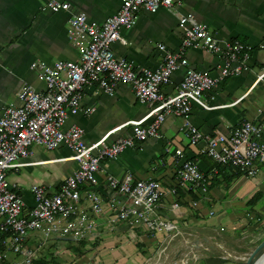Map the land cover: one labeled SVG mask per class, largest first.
Listing matches in <instances>:
<instances>
[{
	"label": "crops",
	"instance_id": "crops-1",
	"mask_svg": "<svg viewBox=\"0 0 264 264\" xmlns=\"http://www.w3.org/2000/svg\"><path fill=\"white\" fill-rule=\"evenodd\" d=\"M46 1L0 0V112L7 103H19L15 91L22 81L37 90L44 89L43 80L29 67L32 61H79L76 46L66 36L67 20L72 13L83 10L88 19L100 23L120 4V0H63L69 3L67 10H51ZM187 11L206 24L220 42L237 39L248 46L246 69L225 76L204 91L209 107L191 104L190 121L203 132H225L241 120L254 119L262 124L264 141L263 80L250 86L254 76L264 69V0H173L171 6L152 12L141 8L134 23L121 28L123 40L113 41L110 49L114 56L129 59L135 72L153 67L162 61L160 43L172 51L179 48L177 17ZM182 55L189 67L207 70L212 75L219 71V53L197 44L186 47ZM183 72L184 67L175 69L160 91L175 92ZM88 107L93 108L88 112ZM147 110L148 104L136 99L128 83H116L110 94L96 84H88L82 89L78 110L66 116L62 127L80 126L83 140L90 142L128 119L141 117ZM181 122V116L168 113L157 135L126 147L116 158L101 160L94 186L101 196L103 210L93 215L95 230L77 239L58 231L46 236L30 232L24 247L30 251L31 263L240 264L264 237V161L258 163V172L252 176L230 165H216L202 151L203 141L187 142L179 129ZM128 129L129 125L116 128L108 138L123 135ZM176 147L196 161L205 189L196 194L176 186L174 194L162 196L153 214L169 222L170 227L156 232L154 237L143 227L108 223V200L112 197L122 201L125 197L109 189L104 177L130 172L133 178L152 177L167 187L175 182L177 163L172 154ZM28 150L22 161L29 163L7 171L8 182L27 208L34 203L31 183L43 184L53 191L76 167L73 159L61 158L70 153L63 143L53 149L31 144ZM214 166L216 174L211 170ZM191 200H197V204L192 205ZM172 202L176 203L174 207ZM79 206L91 214L84 200ZM260 264H264V258Z\"/></svg>",
	"mask_w": 264,
	"mask_h": 264
},
{
	"label": "built area",
	"instance_id": "built-area-1",
	"mask_svg": "<svg viewBox=\"0 0 264 264\" xmlns=\"http://www.w3.org/2000/svg\"><path fill=\"white\" fill-rule=\"evenodd\" d=\"M172 4L173 0H120L118 9L100 23L88 19L85 11H76L68 17L66 36L76 46L79 61L56 59L29 64L43 80L44 89L37 90L22 81L15 91L19 103H7L0 112V246L4 247L0 249V264H32L30 251L24 247L30 232L46 236L58 231L75 239L91 234L96 228L93 215L103 210L101 196L94 186L100 161L116 158L126 147L157 135L168 113L181 116L182 135L190 144L203 141L202 151L216 165H230L249 176L258 172V163L264 161L261 123L247 118L225 132H203L188 117L191 104L209 107L203 97L204 91L213 88L225 76L246 69L248 46L245 43L237 39L220 42L208 31L206 24L187 11L177 17L181 32L179 48L172 51L160 43L162 61L153 67L135 72L129 59L114 56L110 49L113 41L123 40L121 28L134 23L139 9L152 12ZM45 5L51 10L69 8V3L63 0H47ZM197 44L220 54L221 65L216 75L187 65L182 51ZM179 67H184V72L175 92L163 94L160 86L166 84ZM261 80L264 83V69L254 76L250 86ZM118 82L128 83L136 99L148 104V110L141 117L128 119L90 142L83 140L80 126L62 127L66 116L78 110L85 85L96 84L110 94ZM123 125H129L125 134L108 138ZM61 143L70 150L61 158L73 159L76 167L53 191H48L43 184L31 183L29 189L34 203L25 207L21 196L7 180L8 169L29 163L22 159L29 154L31 144L53 149ZM172 156L177 163L175 182L167 187H162L152 177L133 178L130 172L120 177L111 174L104 177L109 189L125 197L122 201L112 197L108 200L111 209L108 223L143 227L150 237L169 229V222L153 214L162 196L174 194L176 186L196 194L205 189L203 173L196 161L185 156L180 147L173 149ZM211 170L213 174L218 172L216 166ZM81 200L87 203L91 214L79 206ZM191 204L196 205L197 200H191ZM175 205L171 203L172 207Z\"/></svg>",
	"mask_w": 264,
	"mask_h": 264
},
{
	"label": "water",
	"instance_id": "water-1",
	"mask_svg": "<svg viewBox=\"0 0 264 264\" xmlns=\"http://www.w3.org/2000/svg\"><path fill=\"white\" fill-rule=\"evenodd\" d=\"M264 253V237L246 254L241 264H255Z\"/></svg>",
	"mask_w": 264,
	"mask_h": 264
},
{
	"label": "bare ground",
	"instance_id": "bare-ground-1",
	"mask_svg": "<svg viewBox=\"0 0 264 264\" xmlns=\"http://www.w3.org/2000/svg\"><path fill=\"white\" fill-rule=\"evenodd\" d=\"M264 258V253L262 254V256L260 257V259L255 263V264H260L261 260Z\"/></svg>",
	"mask_w": 264,
	"mask_h": 264
},
{
	"label": "trees",
	"instance_id": "trees-1",
	"mask_svg": "<svg viewBox=\"0 0 264 264\" xmlns=\"http://www.w3.org/2000/svg\"><path fill=\"white\" fill-rule=\"evenodd\" d=\"M1 247V246H0ZM242 263V261H240V264Z\"/></svg>",
	"mask_w": 264,
	"mask_h": 264
},
{
	"label": "rangeland",
	"instance_id": "rangeland-1",
	"mask_svg": "<svg viewBox=\"0 0 264 264\" xmlns=\"http://www.w3.org/2000/svg\"><path fill=\"white\" fill-rule=\"evenodd\" d=\"M245 256H246V255H245ZM242 260H243V259H242ZM242 260H241V261H242Z\"/></svg>",
	"mask_w": 264,
	"mask_h": 264
}]
</instances>
